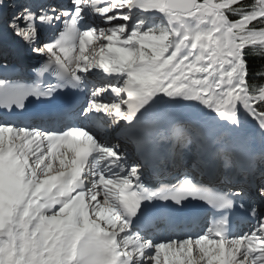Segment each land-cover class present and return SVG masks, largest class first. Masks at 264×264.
<instances>
[{
	"label": "snow or ice",
	"instance_id": "obj_1",
	"mask_svg": "<svg viewBox=\"0 0 264 264\" xmlns=\"http://www.w3.org/2000/svg\"><path fill=\"white\" fill-rule=\"evenodd\" d=\"M253 58L264 0H0V264H264Z\"/></svg>",
	"mask_w": 264,
	"mask_h": 264
},
{
	"label": "trees",
	"instance_id": "obj_2",
	"mask_svg": "<svg viewBox=\"0 0 264 264\" xmlns=\"http://www.w3.org/2000/svg\"><path fill=\"white\" fill-rule=\"evenodd\" d=\"M251 64H252L254 69H259L261 67V65H264V60H262L260 58H253V59H251Z\"/></svg>",
	"mask_w": 264,
	"mask_h": 264
},
{
	"label": "bare ground",
	"instance_id": "obj_3",
	"mask_svg": "<svg viewBox=\"0 0 264 264\" xmlns=\"http://www.w3.org/2000/svg\"><path fill=\"white\" fill-rule=\"evenodd\" d=\"M170 170H171L170 168L166 167V168L161 169V170L158 171V172L164 174V173H170V172H171ZM174 172H175V171H174Z\"/></svg>",
	"mask_w": 264,
	"mask_h": 264
}]
</instances>
